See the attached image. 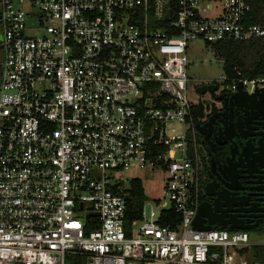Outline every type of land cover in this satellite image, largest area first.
<instances>
[{"label":"built area","instance_id":"1","mask_svg":"<svg viewBox=\"0 0 264 264\" xmlns=\"http://www.w3.org/2000/svg\"><path fill=\"white\" fill-rule=\"evenodd\" d=\"M251 11L250 0H0V264H258L242 252L264 245V227L254 240L193 226L201 101L189 95L190 41L263 37ZM226 81L208 83L264 86ZM158 169L163 197L129 220L140 179L127 172ZM171 210L181 218L164 224Z\"/></svg>","mask_w":264,"mask_h":264},{"label":"water","instance_id":"2","mask_svg":"<svg viewBox=\"0 0 264 264\" xmlns=\"http://www.w3.org/2000/svg\"><path fill=\"white\" fill-rule=\"evenodd\" d=\"M217 89L215 84H203L198 86L197 92L214 93ZM221 98L222 96L219 97ZM230 99L243 110L244 115L238 116L233 122L237 132L232 140L229 160L221 172L224 187L216 192L213 203L201 202L193 220V226L200 230L220 228L248 231L258 227L260 221L264 222V86L257 83L254 89L246 90L243 81H240ZM250 118L252 122L248 123ZM241 177H250L251 185L243 188L238 186ZM243 189H248L249 192L241 195L240 191ZM206 190L208 194L211 193L209 185ZM250 196L255 197V202H262L263 206L255 209V202L245 200ZM229 206L235 207L236 212L241 214H227ZM252 222L254 223L251 224Z\"/></svg>","mask_w":264,"mask_h":264},{"label":"flooded vegetation","instance_id":"3","mask_svg":"<svg viewBox=\"0 0 264 264\" xmlns=\"http://www.w3.org/2000/svg\"><path fill=\"white\" fill-rule=\"evenodd\" d=\"M3 60V54L1 51V34H0V65ZM203 84H215L218 89L214 93L207 92L203 94L207 95L204 102L203 115L198 118L197 122V141L199 147L198 159L200 163L202 192L201 200L213 203L216 198V192L220 191L224 187V179L222 177V170L227 165L229 156L231 154L232 140L237 129H235L233 122H235L238 116L243 117L244 112L238 108L232 100L230 95L233 93L220 83H202L191 85V91L197 93V88ZM222 96L221 99L219 97ZM250 120V121H249ZM248 123L252 122L251 118L248 119ZM254 121V120H253ZM243 130V129H241ZM233 137V138H231ZM233 163V161H231ZM250 177L239 178L238 186L247 187L251 185L249 183ZM209 185L210 194L207 193L206 186ZM248 189L240 191L241 195H246ZM248 202H255V197L250 196L245 199ZM262 202H255L254 208L258 209L262 207ZM223 205H220L222 210H225ZM244 208V206L242 207ZM227 214L240 215L241 212H236L235 207H228ZM252 222L251 224H253ZM250 224V223H246ZM264 225V222L260 221L258 226Z\"/></svg>","mask_w":264,"mask_h":264},{"label":"trees","instance_id":"4","mask_svg":"<svg viewBox=\"0 0 264 264\" xmlns=\"http://www.w3.org/2000/svg\"><path fill=\"white\" fill-rule=\"evenodd\" d=\"M252 11L249 15L250 22L264 27V0H250ZM223 62V74L230 85L233 80L257 79L264 76V36L247 41L227 40L214 46ZM202 103L194 107L193 114L197 121L203 115ZM144 186L141 180H134L131 185V194L128 197V218L134 220L140 216L141 207L146 199ZM181 215L174 210L163 213V223L179 221ZM256 262L264 264V245L252 247ZM85 264L83 257H69V263Z\"/></svg>","mask_w":264,"mask_h":264},{"label":"rangeland","instance_id":"5","mask_svg":"<svg viewBox=\"0 0 264 264\" xmlns=\"http://www.w3.org/2000/svg\"><path fill=\"white\" fill-rule=\"evenodd\" d=\"M188 57L191 60L189 75L192 79L196 80L189 85L190 98L194 101L204 102L207 95L204 96L198 92H192L191 85L199 84L203 81L220 80L223 74V63L218 61L219 54L216 48L201 40L190 41ZM127 174H129L131 178H139L142 180L148 202L154 204L155 200L163 197L162 186L165 181V175L162 174L161 170H137L129 173L127 172ZM162 202H164V200H162ZM148 207L150 208V206ZM156 211H159L158 207H156Z\"/></svg>","mask_w":264,"mask_h":264},{"label":"crops","instance_id":"6","mask_svg":"<svg viewBox=\"0 0 264 264\" xmlns=\"http://www.w3.org/2000/svg\"><path fill=\"white\" fill-rule=\"evenodd\" d=\"M202 83H206V82L203 81V82H200L199 84H202ZM146 197H147V196H146ZM146 199H147V198H146ZM263 227H264V225H261V226L256 227V228L253 229V230H248V231L250 232V234H251L252 239H254V240H258V239L261 237V230H262ZM254 245H261V244L254 243V244L251 245L248 249L244 250V251L242 252V254H243V257H244L245 259H248V260H250V261H256V257H255V255H254V252H253V249H252V247H253Z\"/></svg>","mask_w":264,"mask_h":264}]
</instances>
